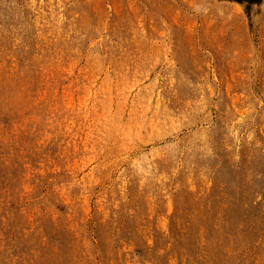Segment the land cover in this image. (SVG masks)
<instances>
[{
    "label": "rangeland",
    "instance_id": "obj_1",
    "mask_svg": "<svg viewBox=\"0 0 264 264\" xmlns=\"http://www.w3.org/2000/svg\"><path fill=\"white\" fill-rule=\"evenodd\" d=\"M0 264H264V0H0Z\"/></svg>",
    "mask_w": 264,
    "mask_h": 264
}]
</instances>
